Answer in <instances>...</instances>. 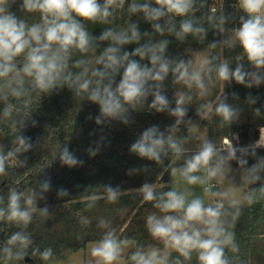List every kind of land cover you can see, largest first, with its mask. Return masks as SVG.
<instances>
[{
  "label": "clouds",
  "instance_id": "obj_1",
  "mask_svg": "<svg viewBox=\"0 0 264 264\" xmlns=\"http://www.w3.org/2000/svg\"><path fill=\"white\" fill-rule=\"evenodd\" d=\"M12 3L15 0H0V81L10 85L8 78L13 75L20 77L22 73L31 78L32 87L40 92L67 87L76 96L98 106L99 114L94 117L98 125L111 120L128 123L130 109L143 104L149 97L152 109L158 113L167 112L176 118V124L181 123L187 115L185 105L191 97L183 92L176 93L173 107L164 89V81L169 75L173 76L176 83L183 82L188 87L194 85L201 95L208 94L205 75L211 79L213 71L217 80L227 83L235 81L249 89L264 84V0H238L245 15L240 17V26L233 30V37L226 41L229 47L238 43L242 49V55L236 57L234 70L227 60L212 67V61L208 59L202 66L193 68L191 61L173 59L167 54V39L141 44L142 34L136 23H130L127 29L107 28L99 37L91 36L82 21L108 23L114 10L122 8L125 0H21V11L40 14L41 22L31 25L10 10ZM194 6L195 0H144L143 3L132 0L128 11L132 14L142 13L144 19L151 22L155 32L161 35L167 30L179 40H184L188 35L203 39L206 29L194 18ZM175 18H180L178 30L173 22ZM161 20L165 21L167 29L160 23ZM94 41L108 42L96 57L95 63L99 67L89 73L86 67L89 61L78 59L72 67L82 70L71 72L69 61L73 51L88 53L94 50ZM130 44L136 47L131 51L125 50L124 46ZM210 47H216L215 42ZM21 56L24 62L18 67L16 60ZM245 58L250 70L240 62ZM21 84L22 80H17L18 86L10 87L13 97L25 95V90L19 86ZM246 100L249 104L256 103V98L251 94ZM240 112L241 109L227 103L226 98L215 106V113L226 124L239 120ZM10 115L11 106H6L3 116L7 118ZM15 144L16 147L6 154L0 149V176L6 175L9 159L32 148L31 138L23 133L15 137ZM259 149H264V126L259 127V139L251 145L241 146L225 138L221 150L212 141H205L180 168L173 171L178 172L188 185L202 186L208 196L222 195L230 199L228 191L222 194L213 192L211 181L222 176L225 168H230L231 162L235 161L238 167L245 169L246 181L259 183L264 173V155L258 152ZM98 150L88 149L93 156ZM129 150L139 158L157 163H162L168 151L175 156L184 152L180 141L172 135L166 136L155 125L146 128ZM249 158L253 163L249 164ZM59 160L69 168L83 164L67 146L60 150ZM139 171V168L130 169L129 174ZM50 190V180L42 182L40 193L33 190L25 195L10 188L6 205L4 197L0 196V221L27 227L37 211L41 217L47 218L48 207L38 209L37 201L44 199V193ZM139 192L144 201L154 202L153 206L161 213L147 216L149 234L181 257L191 259L192 254L196 253L199 264H230L226 248L233 253L239 251L232 230L241 215L239 205L231 203L232 211L229 212L225 210L223 202L205 205L201 197L193 196L189 199L192 193L188 190H169L158 194L149 183L141 185ZM104 193L109 203H116L122 194L119 188L111 185L104 186ZM68 195V190L64 188L57 192L58 197ZM260 199H264V184L252 190L247 202L252 204ZM96 201V196L90 197L87 207L92 208ZM98 225L108 230L91 248L94 264H118L128 244L127 239H118L115 229H110L109 222L103 218ZM33 244L29 234L16 231L0 247V252L5 261L23 260L29 255L30 248L32 256H38L42 261L52 259L54 252L51 247L41 250L38 246L33 247ZM130 259L133 264H168V255H161L155 248L137 250Z\"/></svg>",
  "mask_w": 264,
  "mask_h": 264
},
{
  "label": "trees",
  "instance_id": "obj_2",
  "mask_svg": "<svg viewBox=\"0 0 264 264\" xmlns=\"http://www.w3.org/2000/svg\"><path fill=\"white\" fill-rule=\"evenodd\" d=\"M21 0H15L10 5V10L31 25L40 23L39 13H25L20 10ZM102 2V0H101ZM143 3L144 0H136ZM132 0H125L122 8L114 10L113 17L108 23L82 21L86 30L93 37H99L103 30L127 29L130 23H136L142 34L140 43L156 42L167 39L169 45L167 54L176 60L192 61L199 52L207 51L208 58L215 67L227 60L234 70L236 57L242 55V49L237 43L229 47L226 41L232 38L233 30L240 26V17L245 13L240 9L238 0H195L194 18L206 29L203 39L188 35L184 40L177 39L167 30L161 35L155 32L151 22L144 19L143 14H132L128 11ZM216 3L219 9L211 16L210 5ZM167 19V18H165ZM180 20V18H178ZM223 20V23L221 22ZM160 23L165 25V21ZM167 29V25H165ZM176 29H179L176 25ZM147 33V35H144ZM216 47H210L212 43ZM94 50L88 53L73 51L69 61V70L78 73L82 69L72 67V64L83 59L89 61L86 67L89 73L93 68L99 67L95 63L107 41H94ZM135 44L125 45L124 49L131 51ZM137 59H139L137 57ZM23 56L17 58L16 64L22 66ZM146 62V61H145ZM242 62L250 70L246 58ZM193 67V66H192ZM194 68V67H193ZM211 79L205 75L208 85V94L201 95L200 90L184 84L186 95L191 100L186 103L187 115L183 121L176 124V118L167 112L158 113L150 107L151 97L146 102L131 108L128 114V123L121 120L106 121L96 124L94 117L99 114L98 106L87 99H83L67 88H56L50 92H40L32 87L31 78L13 75L8 78L11 83L0 81V149L6 154L16 147L15 137L23 133L31 138L32 148L28 152L18 153L6 163V175L0 176V196L7 203L8 190L15 188L25 195L35 190L40 193L41 184L45 180L51 181V190L44 193V199H38V209L48 207L49 216L43 218L37 211L33 221L27 227L11 222L0 221V247H3L9 236L16 231H24L34 241L33 247H51L54 255L49 261H42L38 256L29 255L23 260L5 261L0 252V264H53L69 257L72 253L87 247L91 242H97L105 231L99 227L101 218L109 222V228L115 229L118 239L135 240V246L129 251L128 257L137 250L147 251L151 248L158 249L161 255H168V264L181 261L179 264H199L196 253L191 259L181 257L175 250L166 248L162 241L154 239L146 227V218L151 213L161 215L153 204L143 200L139 188L144 183L155 186L156 192L162 193L171 190L169 186V166L171 159L167 155L162 163L139 158L130 152V146L140 134L150 126H158L165 135H171L177 127L182 128L185 134L191 127L199 123L207 126L209 141L216 144L218 149H223L225 138L234 144L247 146L254 144L259 139L260 124H226L215 113V106L226 98L231 104L234 99H245L249 94L256 98L264 115V84L251 89L244 85L219 81L215 72ZM17 80H22L19 85L25 90V95L20 98L10 94V87H17ZM165 94L175 106L176 89L172 75L164 81ZM236 93L237 95H233ZM11 106V115L3 116V109ZM207 106V107H202ZM93 119H89V117ZM35 122V123H33ZM67 146L74 152L83 164L69 168L59 160V152ZM96 151L90 155L88 149ZM258 152L264 155V149ZM253 160L249 158V164ZM231 166H237L235 161ZM139 168V172L129 174L130 169ZM259 183H249L244 193V203L237 204L241 207V215L235 221L232 229L239 251L233 253L226 248V256L230 264H264V199L248 204L247 197L251 196L253 189H259L264 184V173ZM111 185L119 188L121 196L116 203H109L105 198L104 186ZM67 189L69 195L58 197L59 189ZM97 197L92 208L87 207L89 198ZM209 205V204H205ZM225 210L231 212L230 205L225 204ZM230 220V217H227ZM165 250H169L166 251ZM29 258V259H27ZM186 262H183V261ZM125 264H133L131 260Z\"/></svg>",
  "mask_w": 264,
  "mask_h": 264
},
{
  "label": "rangeland",
  "instance_id": "obj_3",
  "mask_svg": "<svg viewBox=\"0 0 264 264\" xmlns=\"http://www.w3.org/2000/svg\"><path fill=\"white\" fill-rule=\"evenodd\" d=\"M214 13L215 12H211L210 15L214 16ZM173 22L175 23V25L178 26L180 20L178 18H175ZM208 57L209 56L207 51L199 52L191 61V65L194 68H198L203 65L205 60L209 59ZM174 87L176 89V93L183 92L186 94V89L184 87L183 82L176 83L174 81ZM231 105L241 109L239 120L232 122V124L234 125L260 123L264 120L262 109L258 105H256V103L249 104L246 98L234 99L232 100ZM257 109H259V111H256ZM171 135L181 142L182 147L184 149L183 154L180 156H175L172 152L171 154H169V157L171 159V163L169 166V186L171 190H176L178 192H184L185 190H188L192 193V196H189V199H191L193 196H198L203 198L205 204H212L214 202V199L219 198V196L222 200H224V204L230 205L231 203H244V193L248 189L249 182L244 179L245 169L242 167H226L222 176L211 181V183L214 185L213 192H218L222 194L223 192L228 191L230 193V199L223 198L222 195L208 196L204 193V189L202 186L188 185L180 177L178 172L173 171V169L180 168L187 158H189L196 151H198L203 142L209 141V130L207 126L199 123L198 125L191 127L188 134H185L182 128L177 127L175 130H173ZM127 241L128 244L124 248V252L122 254L121 260L118 261V264H125L126 262L131 260L128 257V253L135 246L136 241ZM95 243L96 242H91L87 245L86 248L74 252L69 257L59 260L53 264H94V258L91 256V248L94 246ZM166 251L169 250H165V252Z\"/></svg>",
  "mask_w": 264,
  "mask_h": 264
},
{
  "label": "built area",
  "instance_id": "obj_4",
  "mask_svg": "<svg viewBox=\"0 0 264 264\" xmlns=\"http://www.w3.org/2000/svg\"><path fill=\"white\" fill-rule=\"evenodd\" d=\"M210 9L212 12H217L219 9V5H217L216 3H213L210 5Z\"/></svg>",
  "mask_w": 264,
  "mask_h": 264
},
{
  "label": "crops",
  "instance_id": "obj_5",
  "mask_svg": "<svg viewBox=\"0 0 264 264\" xmlns=\"http://www.w3.org/2000/svg\"><path fill=\"white\" fill-rule=\"evenodd\" d=\"M263 122V121H262ZM262 122H260V123H262ZM260 123H253V124H260ZM221 198H220V196H219V198H217V199H214V202L212 203V204H215V203H217V202H223L224 203V200H220ZM215 201H217V202H215ZM177 261H175V262H173V263H176ZM181 261H179V263H180ZM183 262H186L185 260L183 261Z\"/></svg>",
  "mask_w": 264,
  "mask_h": 264
},
{
  "label": "water",
  "instance_id": "obj_6",
  "mask_svg": "<svg viewBox=\"0 0 264 264\" xmlns=\"http://www.w3.org/2000/svg\"><path fill=\"white\" fill-rule=\"evenodd\" d=\"M27 259H29V258H27Z\"/></svg>",
  "mask_w": 264,
  "mask_h": 264
}]
</instances>
